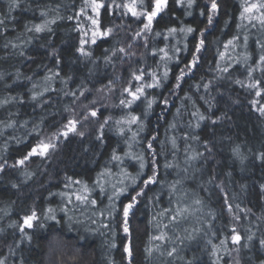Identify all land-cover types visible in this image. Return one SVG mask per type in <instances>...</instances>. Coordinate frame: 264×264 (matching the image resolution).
Returning <instances> with one entry per match:
<instances>
[{"label":"trees","instance_id":"obj_1","mask_svg":"<svg viewBox=\"0 0 264 264\" xmlns=\"http://www.w3.org/2000/svg\"><path fill=\"white\" fill-rule=\"evenodd\" d=\"M127 2L116 0L117 4ZM216 2L218 11L212 13L211 0H194L191 8L187 0L183 3L168 0L167 6L153 20L147 36L137 37L135 33H143V26L130 13L122 16L126 9L109 6L108 11L102 9L97 16L88 6V0H20V7L0 26V101H9L0 106V163L7 160V164L12 165L38 141L57 135L67 118H75L78 131L85 135L70 134L57 142L56 150L46 159L33 157L23 168L5 166L0 173V228L4 229L0 232V260H6V264H49V250L55 240L67 242L69 255L79 252L90 264H129L124 246L130 239L132 264H188L189 261L216 264L207 243L212 240L223 256L220 264H233L224 254L220 241L225 238L230 241L231 229L235 228L245 238L249 229L255 233L250 250H241L240 264L264 262V249L259 246V239L264 238V160L258 158L264 152V117L249 104L253 98H261L253 97L246 88L235 83L237 79L248 83L245 54L250 57L247 63L256 68L254 77L261 78L257 65L259 56L264 54L260 47L264 44V27L255 20L241 21L243 0ZM141 10L144 9L138 6V11ZM42 12L46 15L42 16ZM6 13L8 0H0V14ZM209 15H212L211 25ZM89 16L99 19L101 29L112 27L114 35L98 38L94 45L86 44L85 51L91 55L85 57L77 49L81 38L90 39L94 26ZM45 20H55L49 25L50 30L28 31ZM188 27L194 31H180ZM173 28L177 30L174 33L170 31ZM84 32L88 33L87 37L83 36ZM245 36L248 37L246 46ZM236 37L238 39H234ZM200 39L205 43L196 53ZM229 40L233 41L232 45H228ZM117 46L124 47L130 57L124 58L118 53L111 62H106V50ZM221 53H224L223 60ZM194 55L196 66L186 68ZM226 66L229 71L225 73L222 70ZM137 69L144 71L143 81L132 79L130 73ZM152 73L156 74L158 86L145 87L144 96L130 109L118 106L123 87L153 84ZM48 76L52 79L45 82ZM117 78L119 83H114L110 92L105 86ZM45 87L49 90L33 101L32 92L43 91ZM80 91H84V96L79 97ZM71 92H76L79 98L65 95ZM13 97L16 99H11ZM147 100L155 101L150 110H147ZM94 109H98V118L84 120ZM192 112L197 115H191ZM129 113L140 116V122L114 123ZM200 115L205 119L200 121ZM109 117L111 120L104 126L102 138L97 139L100 124ZM197 122L200 126L194 128ZM119 127H124L123 133L118 131ZM185 133L198 139L185 141ZM173 137L176 149L171 144ZM148 143L152 144V149L148 148ZM237 146L243 162L233 154ZM194 152L203 155L185 163ZM113 154L121 160H113ZM133 157L143 158L142 170L140 160ZM166 164L174 166L166 168ZM154 165L160 183L149 185L144 189L146 195L137 198L138 203L130 215L131 235L122 231L120 211L114 214L116 219L111 221V230L104 228L103 224L109 223L106 210L108 196L113 191L111 184L122 178L119 173L126 172L137 178L138 183L133 185L130 179L125 180L127 191L114 198L118 210L140 190L142 180L153 175ZM106 170L112 174L100 178L106 189L101 193L94 182ZM25 171L31 174L30 178L22 175ZM67 177L87 183L92 189L91 198L98 201L97 206L78 207L70 213L83 222L74 224L71 231L67 229L66 217L59 212L64 201L58 195H50L80 187L73 184L66 189ZM177 179L181 180L180 193L173 195L170 201L168 184ZM12 184L17 187L13 188ZM183 192L188 193L187 197ZM156 194H159L158 201L153 199ZM195 199H200L202 205H195ZM178 202L179 207L188 206L192 214L178 216V223L173 224L170 217L175 214ZM228 204L232 205L231 212ZM49 207L57 210L60 222L49 221L45 229H26L32 241L20 243L18 228L12 229L9 225L22 223V217L32 209L42 217ZM94 208L105 211V216H92ZM197 208L202 210L196 211ZM86 228L95 231L88 232ZM161 232L166 234L164 241L152 239ZM113 242L116 247L110 248ZM244 243L246 239L241 242ZM172 247L177 252L169 257L167 251ZM229 247H232L230 243ZM146 249H152L151 255Z\"/></svg>","mask_w":264,"mask_h":264},{"label":"snow or ice","instance_id":"obj_2","mask_svg":"<svg viewBox=\"0 0 264 264\" xmlns=\"http://www.w3.org/2000/svg\"><path fill=\"white\" fill-rule=\"evenodd\" d=\"M178 2L183 3L184 0H178ZM194 0H187V6L189 8L192 7ZM168 0H128L127 3H122V4H117L116 0H107V2H104V0H88V6L92 9L93 12L97 14V16L100 15L101 10L103 9L105 12L108 11L109 6H113L114 9H126L127 11H122V16H126L129 13L131 14V17H135L137 21L142 24L143 26V33L140 31H137L135 35L137 37L141 36L142 34L146 37L147 33L151 31L152 28V22L153 20L157 17V15L164 9V7L167 6ZM138 6L144 10L138 11ZM20 7V0H8V13L6 14H0V26L5 24V20L8 15L15 9ZM242 11L240 13V19L241 21L243 20H248L249 22L255 20L259 22V24L264 27V0H243V3L241 5ZM218 4L216 0H211L210 3V11L212 13H216L218 11ZM81 13H83L84 9H80ZM203 15V13H201ZM42 16L46 15V13H41ZM72 17H69L71 19ZM88 19L91 21V24L94 26L93 30L91 31V36L90 39H84L81 38L79 41V48L77 51L85 57H88L91 55L90 52L85 51V45L88 43L91 44H96L98 38H109L114 35V30L112 27H105L101 29L99 27L100 21L99 19L93 18L92 16H89ZM51 23H55V20H45L44 23L38 24V25H33L31 29H28V31H35L36 33L42 32L45 29L50 30L49 25ZM208 24H212V15L208 16ZM171 32H176L177 30L175 28L170 29ZM181 32H187L191 33L194 30L191 27L188 28H181ZM156 35H159L157 33ZM201 36H203V32L200 33ZM83 36L87 37L88 33L84 32ZM238 39V37L234 38ZM247 40L248 37H244V43L245 46L247 45ZM204 39H200L198 44L195 47V52L199 53L201 48L204 46ZM258 44H260V41H257ZM233 41L229 40L228 45H232ZM228 45H225V48H227ZM13 47H16V45H12ZM132 47L131 44L128 45V49ZM260 47L262 50H264V44H260ZM110 51L111 55H107V52ZM160 51H164L161 49ZM122 54L124 58H129L130 54L124 47H119L117 46L114 50H106V56L105 60L106 62H111L112 57L117 56V54ZM21 55L23 53L21 52ZM134 55V54H132ZM165 56H167V52L164 53ZM220 59H224V53L220 54ZM250 59L249 55L245 54L244 55V64H245V69L247 72L246 80L248 83H245V81H241L239 79L235 80L236 84H239L242 88H246L249 92L250 95L253 97H259L261 99H255L253 98L252 100L249 101V104L252 108H254L262 117H264V103H261V100H264V67H261V65H264V54L259 56V64L257 67L260 68L261 71V78H256L254 77L253 73L256 71V68H253L251 65H249L247 62ZM197 63V57L194 55L192 58V61L189 65H186V68H194ZM237 63H240L239 60H237ZM223 72H228L229 68L226 66L222 70ZM183 72V70H182ZM138 73V74H137ZM56 76L59 75V73H55ZM132 79L136 82L143 81L144 79V71L142 69H137L136 72H131L130 73ZM165 76H167V72H165ZM2 78V76H0ZM181 77H177L179 80ZM52 79L51 76L45 77V82L50 81ZM152 79L154 81L153 84H139L137 83L136 85L129 84L126 87H123L120 90V99L118 101V106H122L125 109H130L134 103L137 101L141 100V97L144 96L145 93V87H154L158 86V81H156V74L152 73ZM66 83V82H65ZM114 83H119V78L117 80L112 81L110 80L108 84L105 86L108 88V90L111 92L113 91L112 85ZM36 85L33 84V89H36ZM177 87H179V84H177ZM205 89L208 88V85H204ZM49 89L45 87L43 91L37 92L33 91L31 99L33 101L37 100L38 97H41L44 92H47ZM87 89H85L86 91ZM103 89H98V91H102ZM65 95H70L74 99H78L79 97L84 96V91L79 92V97L77 96L76 92H71V93H65ZM15 100L16 98L13 97L11 98ZM8 100L0 101V106H2L5 103H8ZM155 101L154 100H147V110H150L152 108V105ZM94 103V102H93ZM165 104H167V100L164 101ZM259 105V107H257ZM85 108L87 109V105H85ZM70 110V109H66ZM191 115L196 116V112H192ZM90 118H98V109L91 110L87 115L83 117L84 120H89ZM205 117L203 115L199 116V120L202 121L204 120ZM111 120V117L106 118L103 120V123L100 124V135L97 136V139H101L103 136V128L105 125H108ZM140 122V116L133 115L129 113V115L121 120H116L114 123L116 125H132V124H137ZM215 123V121H213ZM9 127L13 126L12 124L8 125ZM199 122L195 124L193 127L198 128ZM62 130L55 136L49 137L47 141L40 140L38 141L37 144L31 147V149L28 151V153L23 156L22 158L16 160L12 165L7 164V160H4L3 163H0V173L4 172L5 166L11 167V168H17V167H25L26 163L30 161L33 157H39L42 159H46L49 155L50 152L55 151L57 147V142L61 139H67L70 134H76L80 137H83L85 133L83 131H78V121L75 118H67V122L63 124ZM173 128L176 127L175 124L172 125ZM124 127H119L118 131L120 133L124 132ZM136 133H133V137H135ZM198 139V137L192 136L189 137L187 133L184 134L183 139L187 141L188 139ZM155 139V137H153ZM171 144L173 149L177 148L176 144V139L173 137L171 139ZM191 146L188 145V148ZM148 148L152 149V144L148 143ZM187 151V148L185 149ZM155 155V153H153ZM233 154L237 156L238 158L241 159V162H243L244 157L241 154L240 147L237 146L233 149ZM202 153H193V155L188 156L185 163H188L191 160H196L199 156H202ZM134 159H139L140 160V168L141 170L144 168V162L142 157H133ZM259 159L264 160V152L260 153L258 156ZM112 159L115 161H120L121 157L118 155L113 154ZM173 164H166V168H171L173 167ZM185 172H187V168L184 169ZM112 173L109 171L101 172L96 181L94 182L96 187H99V190L101 193L105 192V186L100 182V178L104 177L105 175H111ZM22 175H24L26 178H30L31 174L28 172H22ZM158 171H157V166L154 165V170H153V175L149 176L147 179L142 180V187L140 190L135 192V195L131 197L130 202L124 204L122 206V209L118 210L116 206V201L114 198H118L122 193L126 192L128 189V185L125 184V180L130 179L131 183L133 185H136L138 183L137 178L135 177H130L129 174L126 172H121L119 173V176L122 177L121 179H118L116 183H112L111 187L113 189L112 194L108 196V205H107V210L106 214L107 217L109 218V223L103 224V227L106 229L111 230V221H114L116 219L115 213L120 211L121 214V220H120V226L122 227V231L127 234L128 236L131 235V230H130V215L132 214L133 208L136 206L138 203V197H142L146 195L144 189L147 188L149 185L157 184L160 183L158 180ZM80 185L79 188L75 189L74 191H62L59 193H50V195H58L64 203L60 206L59 212L63 213L64 216L66 217V224H67V229L69 231L73 230V225L74 224H81L83 223L82 221L78 220L74 215L70 214L73 213L76 208L78 207H91V206H97L98 201L95 198H91V193L92 189L89 188L87 183H83L80 180H73L71 177L66 178V183L64 187L66 189L71 188V185ZM117 184L121 185V187H117ZM181 184V180L177 179L172 181L171 183L168 184V195H169V200L171 201L173 195H178L180 193V189L178 186ZM13 188H16V184H12ZM264 187V186H262ZM183 195L187 197L188 193L183 192ZM154 200H159V194L154 195L153 197ZM75 201V203H74ZM195 205L201 206L202 201L200 199H195L193 201ZM69 205H72V207H69ZM237 207H239L237 205ZM228 211H232V205L228 204L227 205ZM202 208H197L196 211H201ZM166 211L171 212L172 209H166ZM83 214V213H82ZM99 215L100 217L105 216V211H99L98 209H93L92 211V216ZM185 214L191 215L192 212L190 211V208L188 206L185 207H179V202L178 206L175 209V214L171 215L170 217V222L175 224L178 223L177 217H183ZM163 215V212L161 213ZM91 219V217H88ZM238 219V217H237ZM49 221H55L59 223L60 221L58 220L57 217V210L49 207L46 211V213L43 214V216H39L37 211L32 209L30 211V214H26L22 217V223L19 222H14L9 225V228L12 229H17L20 233V243L24 242H31L32 241V235L26 232V229H35L36 227H39L40 229H45L47 227V222ZM95 223V220L92 221ZM151 223V221H150ZM159 227V225H157ZM165 228L168 227V225H164ZM4 229L0 228V232H3ZM85 231L88 232H93L95 230L91 228H86ZM198 231L196 229L193 230ZM231 237L230 241L225 238L220 241V246L223 249V252L225 255L229 257L230 260L233 261V264H240V253L242 248H247L250 250V246L253 242L255 233L251 232V230H248V235L247 237H242L239 232L236 231L235 228L231 229ZM192 237L190 236L189 239ZM153 240L157 241H164L166 239V234L164 232H161L160 235H156L152 237ZM168 239H171L168 237ZM179 239V237H177ZM246 239L247 243H244L243 245L241 244L242 240ZM55 242V240H53ZM211 248H212V253L211 255L215 257L216 264H220V262L223 260V256L219 254V249L217 248V245L213 244L212 240H208L207 242ZM229 243L231 244L232 247H229ZM259 246L261 249H264V238L259 239ZM110 248H115L116 245L113 242L111 245H109ZM157 250H159V245L157 246ZM9 251L12 252L13 249L12 247H9ZM124 252L127 254V258L129 261V264H132V259H133V247H132V242L129 239L128 243L124 246ZM146 252L151 255L152 249H146ZM177 249L175 247H172L169 251H167V255L169 257H172L174 254H176ZM233 252L235 253V256H233ZM161 255H164V252H160ZM0 264H6V260H0ZM23 264V262H21ZM188 264H192L191 261L188 262ZM261 264H264V262H261Z\"/></svg>","mask_w":264,"mask_h":264},{"label":"clouds","instance_id":"obj_3","mask_svg":"<svg viewBox=\"0 0 264 264\" xmlns=\"http://www.w3.org/2000/svg\"><path fill=\"white\" fill-rule=\"evenodd\" d=\"M81 262L90 264L88 260L83 259L79 252L69 255L67 242H54L49 250V264H81Z\"/></svg>","mask_w":264,"mask_h":264}]
</instances>
